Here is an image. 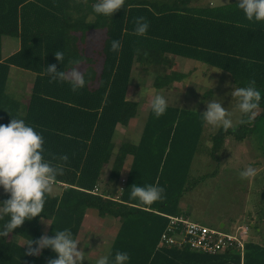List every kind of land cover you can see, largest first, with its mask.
<instances>
[{
  "label": "trees",
  "instance_id": "16d2710c",
  "mask_svg": "<svg viewBox=\"0 0 264 264\" xmlns=\"http://www.w3.org/2000/svg\"><path fill=\"white\" fill-rule=\"evenodd\" d=\"M195 1L125 0L121 10L107 17L93 11L98 0H0V124L22 119L43 137L44 158L54 165L62 163L54 156H68L64 175L53 186L61 193L48 195L41 213L50 222L47 236L69 229L76 239L86 211L93 209L121 222L107 254L110 262L117 252H126V264L239 263L235 253L213 256L157 247L168 222L163 215H187L180 201L190 190L189 172L206 123L203 113L168 106L156 118L150 107L137 144L113 143L117 127L127 126L138 113L139 103L129 98L133 70L142 80L153 73L152 88L163 90L188 76L166 72L167 60L181 57L228 73L234 88L255 80L262 98L255 121L219 129L212 143L219 151L227 138L242 142L251 135L264 152V22L249 21L238 1L217 8L193 6ZM137 17L149 23L143 36L134 31ZM95 30L104 33L99 74L82 47L87 33ZM3 37L19 41V50L4 60ZM113 40L121 42L118 52L111 51ZM58 50L65 57L61 63L54 57ZM69 61H79L84 69L86 85L76 92L68 81L50 83L46 70L56 64L58 71H68L75 66ZM11 67L34 74L24 116H19V102L6 92ZM128 156L132 162L119 189ZM133 185L162 187L164 199L141 206L131 197ZM9 198L3 191L0 204ZM9 219L0 220V230ZM40 220L25 221L7 238L0 237V264H48L56 258L47 248L39 256L26 255L28 245L9 239L35 242L41 237ZM244 264H264V246L251 238Z\"/></svg>",
  "mask_w": 264,
  "mask_h": 264
},
{
  "label": "rangeland",
  "instance_id": "374dc122",
  "mask_svg": "<svg viewBox=\"0 0 264 264\" xmlns=\"http://www.w3.org/2000/svg\"><path fill=\"white\" fill-rule=\"evenodd\" d=\"M235 1L238 0H197L192 5L217 8ZM103 38V31L98 30L89 32L86 35L85 54L94 60L96 72H98L102 62L100 51ZM3 40H5L4 48L9 42L18 45L17 39L5 38ZM5 54L7 55L8 52L5 51ZM135 67L137 66L134 65ZM81 70L84 72L82 67ZM170 71L189 74L180 83L156 91L152 88L153 73L142 80L141 77L137 76V71L133 70L129 98L132 101H137L139 107L135 120L128 123V126L134 127L133 134L129 135L128 138L125 137V140L134 141V139L138 140L140 138L150 102L156 94L163 95L168 102V106L184 108L198 113L206 111V104L217 98L222 102V107L233 113V127L240 123L242 114L237 108L238 98L231 96L234 85L228 73L181 57L167 60L166 72ZM24 75L23 80L25 82L34 78L29 73ZM19 76L21 77L22 74L18 75V72L16 74L15 70L12 69L8 83L11 84V81H17ZM10 84H8V87ZM122 131L123 128L119 126L116 142L124 137V135H121ZM217 131L205 123L199 139L197 153L189 172L190 190L183 194L180 208L191 221L207 227L218 228L221 222L225 223L227 227L229 223H236L237 221L256 225V229L252 227L249 230L248 238L264 246V152L258 149L251 135L247 136L242 142H238L234 138H227L223 143L224 146L222 148L218 147L219 151L214 150L212 136ZM136 134H138V138ZM249 166L256 170V175L250 179H241L240 172ZM106 171L108 172V168ZM122 183L120 182V185ZM2 191L3 188L0 187V194ZM92 212L95 213V211H90V213ZM45 222L46 220L40 224L41 236L43 231L45 234L47 233L48 225L45 226L47 224ZM15 239L19 238L15 237ZM15 242L27 245L25 241ZM87 242L80 241L78 248H82L85 252L84 246ZM110 242L106 241V246ZM90 249L92 250V247Z\"/></svg>",
  "mask_w": 264,
  "mask_h": 264
},
{
  "label": "clouds",
  "instance_id": "9594fccd",
  "mask_svg": "<svg viewBox=\"0 0 264 264\" xmlns=\"http://www.w3.org/2000/svg\"><path fill=\"white\" fill-rule=\"evenodd\" d=\"M125 0H98L93 5V11L107 17L123 8ZM237 6L243 10L249 21L264 22V0H238ZM135 34H146L149 23L144 17L134 19ZM121 48L119 40L111 42V51L118 52ZM147 55V53H145ZM54 57L60 63L64 61V53L60 50L54 53ZM75 65L68 71H58L57 65H49L46 70L51 76L50 83L59 79L68 81L72 91L76 92L86 85L84 72L79 61H69ZM219 73V72H216ZM232 97L238 98L237 108L247 119H241V124L251 125L260 112L261 92L255 86V80L249 82L247 87L234 88ZM152 112L156 118L164 115L168 102L163 95L156 94L150 102ZM233 113L222 107V102L217 98L206 104V111L202 119L213 129L228 131L233 128ZM44 139L32 127L25 124L22 119L12 118L6 125L0 124V187L9 195V199L0 204V220L5 216L10 219L0 230V237L7 238L9 234L20 228L25 221L41 217L46 203V198L53 192V186L57 183V177L64 175V163L68 156L53 157L62 163L53 164L44 158ZM241 179H250L256 175L252 167L240 172ZM165 189L156 185L131 187V197L139 201L141 206H151L164 199ZM246 223V222H241ZM225 225V224H224ZM250 225V224H249ZM253 225H250L252 227ZM35 243L36 247H32ZM80 241L75 239L71 230L56 231L52 237L42 235L38 240H30L29 256H39L43 249H51L55 259H49L48 264H83L85 252L78 248ZM129 256L126 252H117L114 260L110 262L108 256H101L96 264H126Z\"/></svg>",
  "mask_w": 264,
  "mask_h": 264
},
{
  "label": "crops",
  "instance_id": "0c3cea01",
  "mask_svg": "<svg viewBox=\"0 0 264 264\" xmlns=\"http://www.w3.org/2000/svg\"><path fill=\"white\" fill-rule=\"evenodd\" d=\"M6 37L2 38V48H1V56L2 59H6L7 57L11 56L12 54L16 53L19 50V41H18V45H16V43H12L9 42L8 45L5 47V39ZM18 40V39H17ZM86 43V37H85V42L83 44V48L84 45ZM5 51L8 52V54H5ZM12 69L15 70L16 74L18 72L19 74H22V76L17 79V81H11L12 83H8L10 80V74L12 73ZM17 69V71H16ZM101 69V64L99 66L98 72L97 74H99ZM29 72L23 71L21 69H18L16 67H11L10 71H9V75H8V81H7V85H6V92L8 94H10L11 96H13V98L15 100H17L19 102V116H24L27 105H28V101H29V97H30V91L31 88L33 86V80L34 78L28 80L27 82H25L23 80V76H25L24 74H27ZM32 74V73H29ZM34 76V74H32ZM8 84H10V86L8 87ZM130 85H129V91H130ZM136 118V117H135ZM135 118H133L132 120H130L131 122L133 120H135ZM147 118V116H146ZM129 121V122H130ZM146 121V119H145ZM130 122V123H131ZM145 123V122H144ZM123 128V131L121 133V135H124V137H122L121 139L118 140V142H116L115 140L117 139V132H118V127L116 129V132L113 136V143L115 145L120 144L121 142H125V141H129L132 144H137L139 139H134V141L132 140H125V137L128 138L129 135L133 134V126H121ZM144 127V125H143ZM143 127L141 129V133L143 130ZM136 137L138 138V134H136ZM132 162V157L128 156L125 160L121 175H120V179L121 182H124V180L126 179L129 169H130V165ZM105 177V176H104ZM118 188L120 189L122 185H120V183L118 184ZM61 188L58 186L57 188L53 187V192L51 193V195L57 196L61 193ZM4 191V190H3ZM2 191V192H3ZM90 211H95V213H90ZM241 215V214H240ZM230 218V217H229ZM44 220V219H43ZM41 220L40 223L41 224ZM47 223L45 226L48 225L49 228V224L50 222L48 220H46ZM49 223V224H48ZM225 223H219V227H223ZM222 225V226H220ZM121 226V222L119 221V219L117 218H113V217H109V216H105L103 214H99L96 210L93 209H89L86 211L83 221L81 223L80 229L78 231L77 237L76 239L79 241H90L89 244L88 242L86 243V245L84 246V250H85V259L83 264H96V260L101 257V256H107L111 244L114 241L119 229ZM48 228H47V232H48ZM43 235H47V233L45 234V232L43 231ZM18 238V237H16ZM10 240L12 241H25L21 238L19 239H15V237L10 236L9 237ZM91 241H94L93 243ZM105 241V242H104ZM106 241H111L110 242V246H106ZM17 244H19L20 246H24L25 244H21L19 242H16ZM26 243V242H25ZM27 244V243H26ZM90 246V248L92 247V250L90 248H88ZM93 248H96L95 250ZM90 249V250H89Z\"/></svg>",
  "mask_w": 264,
  "mask_h": 264
},
{
  "label": "built area",
  "instance_id": "2783aa9c",
  "mask_svg": "<svg viewBox=\"0 0 264 264\" xmlns=\"http://www.w3.org/2000/svg\"><path fill=\"white\" fill-rule=\"evenodd\" d=\"M168 220L162 232L158 248H186L191 252L221 255L238 254V264H244V250L247 243L250 225L237 221L228 226L213 228L191 221L185 215H163Z\"/></svg>",
  "mask_w": 264,
  "mask_h": 264
},
{
  "label": "water",
  "instance_id": "95a60500",
  "mask_svg": "<svg viewBox=\"0 0 264 264\" xmlns=\"http://www.w3.org/2000/svg\"><path fill=\"white\" fill-rule=\"evenodd\" d=\"M220 226H222V225H220Z\"/></svg>",
  "mask_w": 264,
  "mask_h": 264
}]
</instances>
